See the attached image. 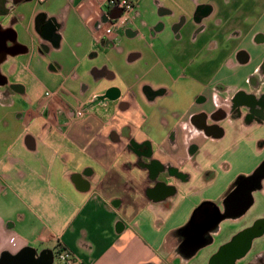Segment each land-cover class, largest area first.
<instances>
[{
	"label": "crops",
	"instance_id": "crops-1",
	"mask_svg": "<svg viewBox=\"0 0 264 264\" xmlns=\"http://www.w3.org/2000/svg\"><path fill=\"white\" fill-rule=\"evenodd\" d=\"M105 1L0 0V258L52 243L82 264H221L242 239L245 259L263 220L199 246L191 230L264 163V9L135 0L105 36Z\"/></svg>",
	"mask_w": 264,
	"mask_h": 264
},
{
	"label": "rangeland",
	"instance_id": "rangeland-1",
	"mask_svg": "<svg viewBox=\"0 0 264 264\" xmlns=\"http://www.w3.org/2000/svg\"><path fill=\"white\" fill-rule=\"evenodd\" d=\"M254 9L255 10L258 9L259 11L264 9V0H259L258 7H254ZM209 40L210 39H209L208 35H204V37L202 39L198 38L196 40L194 37L189 38L187 36L186 38L183 39L184 43L187 42L185 44V46L187 47L185 50V53L186 54H193L194 51H196L201 44L206 46L209 43L208 42ZM218 40H220V39H218ZM227 47H229V45H227L226 43L220 44V48L222 50L226 49ZM122 61H125V59L124 60L122 59ZM120 63H121V61H120ZM118 64H119V61H118ZM152 75L157 76L158 73H156V72L152 73L150 76L153 77ZM250 195H251V204L243 213H240L236 216L223 217L221 219V221H220L221 224L219 226L220 238H217V239H221L222 234L224 232L228 231V229L230 227H232L233 225L239 226L243 222H248L249 225L244 228V229H246V228L254 227L256 225V223H258V221H260V220L264 221V197L261 196L259 193H257L256 188L251 190ZM222 207H223V212H224V205L223 204H222ZM249 235H250V237H249L250 245H249L247 257L245 259H242V257L237 256L234 258L233 264H246L248 261H250L258 253H264V224L260 227L256 226L254 230H251V233ZM223 242L224 241H222L221 245H219L218 250L223 245L226 244V242H224V243ZM36 247L37 248H33V251L35 252L34 259L36 261H40L43 258V255L45 253H48L50 255V260L43 261L40 264H55L56 257H55L54 251H53L52 243L44 244L42 247H40V246H36ZM21 251L22 250H20L19 252H21ZM200 253H201V250L198 251V253L195 255L194 258L199 257L201 255ZM192 262L193 261L189 262V264H191Z\"/></svg>",
	"mask_w": 264,
	"mask_h": 264
},
{
	"label": "built area",
	"instance_id": "built-area-1",
	"mask_svg": "<svg viewBox=\"0 0 264 264\" xmlns=\"http://www.w3.org/2000/svg\"><path fill=\"white\" fill-rule=\"evenodd\" d=\"M105 5L107 7V10H105L106 24L102 29V34L110 36L116 30L125 27L131 22V14L135 10L137 2L135 0H106ZM115 11H120V14L117 17L112 18L111 15ZM50 94L49 91L45 92L46 96H49ZM84 114V104L80 102L74 110V117L80 118ZM55 256L56 264H82L81 260L74 253L64 247L59 252L55 251Z\"/></svg>",
	"mask_w": 264,
	"mask_h": 264
},
{
	"label": "water",
	"instance_id": "water-1",
	"mask_svg": "<svg viewBox=\"0 0 264 264\" xmlns=\"http://www.w3.org/2000/svg\"><path fill=\"white\" fill-rule=\"evenodd\" d=\"M201 13H205V11L201 12ZM119 14H120V11H115L111 15V17L115 18ZM262 167H263V165H262ZM263 175H264V171H262L261 175L258 177L257 186H259V181H260L261 177H263ZM160 185L163 188V190H165V189L167 190V188H171V186H168V185H166L163 182ZM254 188H251L250 190H248L247 198L242 203L239 202L240 201L239 199H237V200L235 199L234 200L232 197L228 196L223 202L224 212L220 213L219 210L216 209V211H215L216 215L214 217L207 218L205 223L200 224L198 226L199 231L196 233V238H195L196 241H198L196 243V245L198 244L197 246H199V245H201L203 243L208 242L209 236H210L209 233L213 231V226H215L223 217L236 216V215H238L240 213H243L251 204V195H250V193H251V190L254 189ZM22 251H24V250H22ZM21 252H19L15 256H11V257H15V258H11V259L5 258L6 256H4L5 255L4 254L0 258V264H21L20 262H21L22 258L19 257ZM258 256H259L258 258H261L264 261L263 255L260 254ZM27 264H33V263H32V261H30V263H27ZM36 264H40V263H36Z\"/></svg>",
	"mask_w": 264,
	"mask_h": 264
},
{
	"label": "flooded vegetation",
	"instance_id": "flooded-vegetation-1",
	"mask_svg": "<svg viewBox=\"0 0 264 264\" xmlns=\"http://www.w3.org/2000/svg\"><path fill=\"white\" fill-rule=\"evenodd\" d=\"M263 165V167H262ZM261 167L257 170V172L253 173L252 175L249 176H241L239 177L237 180H235L233 182V186L231 188V191L229 193V196L232 197L234 200L239 199L240 203H242L243 201L246 200L247 198V192L248 190H250L251 188H256L257 187V180L258 177L261 175L262 171H264V164H262ZM254 188V189H255ZM264 224V222L262 224H260L261 226ZM199 231V228H195L191 230V237L192 240H196V233ZM243 245H245V240H239L238 244L236 246H234L233 250H229L228 252H225L222 256V262L221 264H233L234 263V259H233V254L236 252H239ZM237 249V250H236ZM236 250V251H235ZM30 251H22L19 255V257L22 258L21 260V264H27L30 263V261H32L33 264L36 263H42V259L40 261H36L34 259V257H30ZM17 254V253H16ZM15 254V255H16ZM13 255V256H15ZM6 256L5 258L8 257V259L11 258H15V257H11L9 255H4ZM256 264H264L263 259L259 258Z\"/></svg>",
	"mask_w": 264,
	"mask_h": 264
},
{
	"label": "trees",
	"instance_id": "trees-1",
	"mask_svg": "<svg viewBox=\"0 0 264 264\" xmlns=\"http://www.w3.org/2000/svg\"><path fill=\"white\" fill-rule=\"evenodd\" d=\"M55 248H56V252H59L63 249V247H61L60 245H57Z\"/></svg>",
	"mask_w": 264,
	"mask_h": 264
}]
</instances>
